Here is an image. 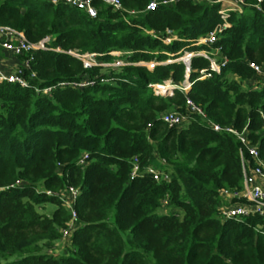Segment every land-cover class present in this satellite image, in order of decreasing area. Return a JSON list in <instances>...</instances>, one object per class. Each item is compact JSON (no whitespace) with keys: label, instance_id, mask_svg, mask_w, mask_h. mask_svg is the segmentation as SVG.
Wrapping results in <instances>:
<instances>
[{"label":"trees","instance_id":"trees-1","mask_svg":"<svg viewBox=\"0 0 264 264\" xmlns=\"http://www.w3.org/2000/svg\"><path fill=\"white\" fill-rule=\"evenodd\" d=\"M121 1L138 14L97 4L91 18L50 0H0V26L35 43L50 37V47L62 50L35 54L28 87L0 84V264H264V217L220 214V192L243 190V146L208 122L246 130L264 160V77L251 68H264V4L258 11L257 0H245L217 42L199 46L222 23L218 0L154 11L146 10L153 0ZM168 30L177 37L171 44ZM216 48L228 60L220 74L200 55ZM71 51L97 53L105 63L123 52L129 64L87 71ZM185 52L195 53L189 91L157 95L150 84L185 83L186 66L177 61ZM201 70L212 76L201 79ZM86 76L94 86L59 87ZM48 87L51 94L36 90ZM188 99L208 120L188 112ZM169 112L186 122L169 127ZM151 167L170 180L157 182ZM70 188L78 191L76 218L64 238L73 220L62 201ZM46 205L55 209L47 214ZM63 240L69 250L58 254Z\"/></svg>","mask_w":264,"mask_h":264},{"label":"built area","instance_id":"built-area-1","mask_svg":"<svg viewBox=\"0 0 264 264\" xmlns=\"http://www.w3.org/2000/svg\"><path fill=\"white\" fill-rule=\"evenodd\" d=\"M54 5L64 4L69 7L75 8L79 11L86 13L91 18H97L99 9L97 4L112 7L118 12H128L132 16H136V11H127L121 0H50ZM181 0H153L147 6V11H154L159 6H170ZM218 4L221 5L219 15L222 23L218 25L213 32L201 37L197 41V45H214L218 37L217 35L224 29L230 27L229 17L232 13L243 14L245 7L247 6L245 0H218ZM264 0H257L254 7L258 11H262ZM151 35H155L154 32H149ZM177 37L171 30H168V36L164 40L166 44H171L176 41ZM52 39L46 37L41 41L35 43L28 40L24 32L19 31L10 26H0V84H15L20 87H28L30 82L36 77V72L33 70V64L35 62V54L39 51H56L61 52L60 48L50 47ZM70 55L80 60L85 70L89 71L95 67L112 68L114 70L128 65L129 63L123 59L125 55L123 52H111L110 55L114 58L112 63H105L99 60L100 55L97 53H85L80 54L78 52L71 51ZM210 62L209 69L212 72L221 73L222 66L225 65L228 60L222 55L221 48H216L211 52L203 51L200 53ZM195 56V53L185 52L178 62H182L187 69L185 83L180 86L174 84L172 81L165 82L164 84H150L149 87L154 90L157 95L169 96L176 89H181L184 92L189 91L191 84L189 82V73L191 67V60ZM141 66H146L150 70L155 69L158 66L156 62L140 63ZM251 68L254 69L259 76L264 77V68L255 64H251ZM201 79L209 78L212 76L208 70H201ZM96 80H91L86 76L81 82H64L60 83L59 87H73V88H86L94 86ZM101 82L108 83L107 79H101ZM166 87V88H165ZM164 90H161L163 89ZM38 93L51 94L53 87L36 89ZM187 110L190 113L201 116L204 120H208L205 111L192 100L188 99L186 102ZM187 120V116L180 112H169L163 115V121L169 127L181 126ZM210 123V126L216 132H227L237 136L238 140L242 144L241 158L243 168V190L240 192H232L227 189H223L220 194L225 199L226 204L220 208V214L223 219H242L245 217L258 215L264 217V160L260 156L259 148L256 145H252L246 135V130L242 133H238L234 128H222L219 125ZM248 157L250 159H248ZM87 159V155L80 161V164L84 163ZM252 161V162H251ZM139 167L136 165L133 171V177L137 176ZM148 173L154 176L157 182L169 181L170 176L168 173L158 170L155 167L148 169ZM78 198V191L74 188H70L62 199L63 204L72 211L73 220L69 224V227L64 230L63 237L68 238L71 231L74 229V219L76 218V212L74 206Z\"/></svg>","mask_w":264,"mask_h":264},{"label":"rangeland","instance_id":"rangeland-1","mask_svg":"<svg viewBox=\"0 0 264 264\" xmlns=\"http://www.w3.org/2000/svg\"><path fill=\"white\" fill-rule=\"evenodd\" d=\"M45 207L46 208L44 209V211L47 214H50L55 209V206L54 205H46ZM168 209L169 208L165 207L163 212L165 213ZM40 211H43V210H40ZM68 248H69V246H68L67 241L66 240H63L58 245L57 253L58 254H63V253H65V252H67L69 250Z\"/></svg>","mask_w":264,"mask_h":264},{"label":"bare ground","instance_id":"bare-ground-1","mask_svg":"<svg viewBox=\"0 0 264 264\" xmlns=\"http://www.w3.org/2000/svg\"><path fill=\"white\" fill-rule=\"evenodd\" d=\"M166 88V87H165ZM161 90H164V88L163 89H161Z\"/></svg>","mask_w":264,"mask_h":264}]
</instances>
